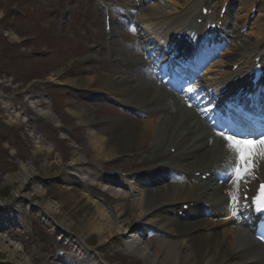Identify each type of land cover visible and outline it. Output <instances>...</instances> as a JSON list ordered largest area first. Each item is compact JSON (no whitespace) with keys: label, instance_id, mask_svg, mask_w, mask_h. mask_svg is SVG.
<instances>
[{"label":"bare ground","instance_id":"6f19581e","mask_svg":"<svg viewBox=\"0 0 264 264\" xmlns=\"http://www.w3.org/2000/svg\"><path fill=\"white\" fill-rule=\"evenodd\" d=\"M214 1L168 0L167 7L158 3L157 9L151 12L140 6L144 0H129V7L137 8L143 16L148 15L155 20L146 26H141L144 18L140 15L134 20L139 22L141 34L146 37L150 27L158 24L160 29L168 31L171 23L179 21L183 25L185 19L201 29V23H197L201 17L199 8L202 4L209 7L212 9L210 16L214 18L221 8ZM260 2L264 6V0ZM253 5L251 0H243L236 10L235 20L248 18ZM148 7L154 8V4ZM263 8L260 7L262 13ZM229 11L232 13L233 10ZM259 18L250 22L252 27L249 34L243 37V45L235 43L241 38L239 29L230 26L231 29L227 30V34L235 38L229 49L218 56L211 67H214L216 75L226 78L228 83L236 81L244 68L252 67L248 55L255 58L256 54L253 55L252 52L263 44L260 38L264 37V20ZM113 31L112 37L116 35V31ZM256 35L259 36L254 41L253 36ZM117 45L112 42L108 61L94 62L93 58L90 65L82 69L85 71L87 68L88 71L98 66L106 70L103 76L100 73L88 74L67 78L62 82L60 76L67 75L68 72L59 71V77L56 72L49 75V78L58 85L65 84L75 90L99 81V85L94 86L92 91L112 97L122 107L133 111L131 120L113 124L112 121L109 123L107 117L94 113L88 106L89 109L85 106L69 109L77 116L79 124L90 131L89 142L94 152V163L101 165L122 153H130L131 150L144 154L143 162L133 166L134 169L142 168V172L132 173L137 176V183L132 179L102 177L100 181L108 188L104 195L113 197L114 203H109L101 196H93L92 190L95 189L80 181L76 185L66 183L65 186L54 183L51 184L50 197L40 202L36 195L44 196L49 191L35 186L32 193L29 186L38 177L53 179L58 165L49 162V154L36 150V165L28 160L21 162V170L15 175L17 185L13 187L11 204H8L10 200L0 199V209H7L0 213V250H7L12 258L20 256L22 261L14 264H35L36 256L31 254L33 251L21 254V243L12 242V239L1 233L17 223L13 213L14 204L23 200L47 220L51 230L58 232L64 241L72 243L65 258L66 264H107L104 257L89 245L87 238L90 234L97 235L99 246L114 240L124 242L125 250L132 255H138L143 260L142 264H264V248L253 244L251 227L246 225L239 228L236 223L225 220L226 213L223 212L230 211L221 209L226 188L219 184L214 186L213 192H209L207 189L213 185V180L203 181L201 176H195L197 171H200V175L210 171L211 163L219 155L220 158H225L222 155L226 151L222 141L217 138L210 142V126L186 104L184 95L170 92L157 77L145 78L146 76L138 73V66L145 63H136L137 53L134 56L126 53L119 55ZM103 49L104 47L101 48ZM235 64L239 67L233 71ZM126 67L129 68L128 71L124 70ZM260 97L259 94V99ZM0 99L16 111V114H9V120L18 123L20 111L14 108L12 101L2 92ZM38 102L40 101L33 104L40 106L42 103ZM50 110L49 108L45 112L50 114ZM51 114L56 117L54 112ZM89 158L91 157L83 152L75 156L71 162L73 169L86 167L91 162ZM179 160L181 165L173 166L174 161ZM168 168L183 175H170ZM66 173L69 174L70 171ZM6 178L7 182L12 179L8 176ZM201 198L211 204L204 205L203 208L202 204H198ZM125 200L133 205L131 215L126 213ZM187 200L194 203L193 209L197 210L191 219L182 220L177 212ZM209 207L212 211L204 210ZM202 212L212 214L206 216Z\"/></svg>","mask_w":264,"mask_h":264},{"label":"rangeland","instance_id":"374dc122","mask_svg":"<svg viewBox=\"0 0 264 264\" xmlns=\"http://www.w3.org/2000/svg\"><path fill=\"white\" fill-rule=\"evenodd\" d=\"M88 1L89 4L87 5L85 0H74L72 4L68 3L69 0H0V53L2 54L0 55V92L8 96L14 104V108L20 111L19 122L10 121L9 114H16V111L6 106L5 102L0 99V199L3 201L10 200L8 204H11L13 187L17 185L15 175L21 170V162L28 160L36 165L37 162L34 160L36 150L49 154V162L58 165V169L54 171L56 179L51 181L38 177L34 181L35 183L32 182V185L29 186L32 193L35 191V186H40L49 191L44 196L36 195V199L40 202H44L51 194L52 183H60L58 176L65 166V160L70 161L81 152L88 157H93L94 152L89 142L90 131L85 126L82 128L77 116L72 114L69 109L88 106L94 113L104 115L110 120L109 123L112 121L113 124L132 119L133 111L118 105L113 106L114 108L107 106V104L89 106L78 103L77 97L58 99L56 97H61L60 95L64 92H61L62 89H56L53 95L51 85L47 87L49 89L47 90L48 96L39 99L46 102L42 103L40 108L23 107L20 99L24 94L15 95L17 86L18 89L25 88L29 80L50 79L49 75L56 74V72V76L59 77V71L61 73L68 72L67 75L60 76L62 82H65L67 78L82 77L88 74L100 73L99 75L103 76L106 70H102L98 66L88 71H86L87 68L85 71L82 70L87 67L86 64L92 55L96 59H102L104 56L103 60H107L111 54L107 51L108 54L103 55L100 50L101 43L106 45L110 41L108 40L110 35L104 29L103 16L105 10L100 7L104 0ZM106 1L112 5L119 0ZM242 2L243 0H239V3ZM68 5H70V10H66ZM14 6L19 7L20 13H29L30 16L22 18L12 15L13 17L6 19L8 17L7 12L11 8L14 10ZM260 16L262 17L263 14ZM113 17L114 20L119 19L117 14H114ZM9 20L15 24H11ZM123 26V24H116L115 29L117 34L121 36L115 41L118 44L119 55L122 53L127 55L139 53L136 36L133 33L129 34L127 27L121 29ZM15 36L18 39H14ZM95 46L97 48H94ZM33 51L36 54L32 53ZM27 53H29L28 57L24 58L23 55ZM107 73L109 72L107 71ZM118 73L122 75L120 71ZM98 85L99 81H95L84 86L80 92H76L82 96L91 95L94 94L92 88ZM59 86L73 89L65 84ZM33 88L35 87H29V89ZM65 91L67 92V90ZM21 93L23 92L21 91ZM36 93L38 95L46 94L43 89H39ZM36 93H34L35 96ZM14 98H18V100ZM49 108L51 109L50 114L54 112L56 115L55 118L52 114L45 112ZM39 109L42 112H39ZM29 113L35 115L32 121L28 117ZM59 121L64 122L69 127L63 131L59 130L60 133H57L53 129L59 126ZM30 125L31 127H27ZM143 158L142 156L138 157L137 151L131 150L130 153H122L105 163L112 164L111 167H123L129 170L134 169L133 166L136 164H141ZM106 171L109 173L111 169L106 168ZM6 176L12 177L11 181L13 182H7ZM67 181L73 182V178L68 177ZM72 185L76 184L72 183ZM92 193L93 196L96 195L93 190ZM100 196L109 203L115 202L113 197L104 194ZM125 204L127 206L126 213L131 215L133 205L128 200H125ZM3 209H0V213ZM13 209L16 212L19 209L23 211L21 221L24 228L13 227L7 231L2 230L1 233L12 239V242L21 243V254L24 255L27 251H33L31 254L36 256L35 264H63L57 263L58 253L55 251L58 246L66 244L68 241H64L58 232L51 230L47 220H44L36 212L37 210H32L25 201L21 200L18 204H14ZM88 236L89 245L100 255H104V261L108 264L143 263L138 255H132L125 250L122 241L114 240L109 244L99 246L96 234ZM19 257L14 256L12 258L7 250H0L1 262L18 263L22 261Z\"/></svg>","mask_w":264,"mask_h":264}]
</instances>
